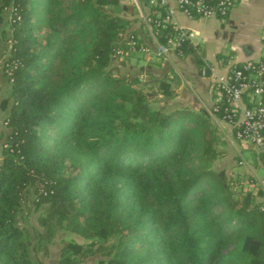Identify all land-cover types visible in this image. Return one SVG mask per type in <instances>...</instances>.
Returning a JSON list of instances; mask_svg holds the SVG:
<instances>
[{"label": "trees", "instance_id": "1", "mask_svg": "<svg viewBox=\"0 0 264 264\" xmlns=\"http://www.w3.org/2000/svg\"><path fill=\"white\" fill-rule=\"evenodd\" d=\"M119 5L0 0V264H44L57 232L83 241L54 264H264V191L213 169V118L172 104L165 77L120 74L116 50L140 34ZM175 55L203 64L189 42ZM231 109L223 94L212 113L225 122ZM31 198L39 227L22 224Z\"/></svg>", "mask_w": 264, "mask_h": 264}, {"label": "crops", "instance_id": "2", "mask_svg": "<svg viewBox=\"0 0 264 264\" xmlns=\"http://www.w3.org/2000/svg\"><path fill=\"white\" fill-rule=\"evenodd\" d=\"M127 0H122L126 6ZM177 22L190 34V42L198 48L200 59L195 56L179 58L172 54L169 58H147L140 61L139 69L145 80L151 78L152 84L163 79L171 84L174 103L183 102L195 111L211 110L220 101L221 96L216 91L213 79L227 76L231 70L247 62L258 61L264 53V0H236L231 14L226 19H189L178 14ZM140 27L137 24L136 29ZM158 58V57H157ZM203 69L207 76L202 75ZM179 105V104H178ZM5 120L2 116L0 120ZM0 123V158L3 157L2 144L6 134V127ZM225 128L233 133L227 123ZM243 146V145H242ZM241 151L252 153L253 163L248 164L256 171L263 163L262 157L250 145L240 147ZM242 154V153H241ZM264 164V163H263ZM264 188V180H260Z\"/></svg>", "mask_w": 264, "mask_h": 264}, {"label": "built area", "instance_id": "3", "mask_svg": "<svg viewBox=\"0 0 264 264\" xmlns=\"http://www.w3.org/2000/svg\"><path fill=\"white\" fill-rule=\"evenodd\" d=\"M235 4L236 0H136L138 18L148 39L132 37L116 50L115 56L154 54L169 58L182 43H191L188 30L177 22L178 14L189 19H226ZM153 8L161 9V14L156 16ZM169 27L172 34L161 42V34ZM202 75L207 76L206 69ZM212 85L221 97L226 95L232 108L225 123L232 127L234 139L252 146L264 159V53L261 60L234 67L229 77L214 78Z\"/></svg>", "mask_w": 264, "mask_h": 264}, {"label": "rangeland", "instance_id": "4", "mask_svg": "<svg viewBox=\"0 0 264 264\" xmlns=\"http://www.w3.org/2000/svg\"><path fill=\"white\" fill-rule=\"evenodd\" d=\"M124 4V3H123ZM125 5L128 8H133V12L131 14L133 19L138 18V9L136 6V0H127ZM129 11V10H128ZM126 15L129 16L130 11L127 13H125ZM129 19H131V17H128ZM132 20V19H131ZM137 24H140V27H138L139 29V37L140 38H146L147 37V32L144 29L141 28L143 26V24H141L140 21H138L137 23H135L134 25V29L136 28ZM4 44V42H3ZM3 44H1V52H0V69H3L4 64L7 61V58L9 57V52L7 53L4 48H3ZM154 58L159 59V57L157 58L154 54H148V55H137V54H129L126 55L124 57H120L117 58L116 60V64L121 67L120 68V74L121 75H127V74H133L135 76L140 77L143 82L146 85H149L148 83H152L151 80H153L152 78L149 79L148 81H146L144 78V76H142L141 73L138 74L137 71H139V69L137 68V65L140 64V61L146 60L147 58ZM10 87L9 84L7 83V79L5 77H3V79L1 80V84H0V119L2 118V116H4L6 118V116L9 114V108L4 110L2 108V103L4 100H6L9 97L8 91H9ZM154 89H156V87H154ZM153 92V91H151ZM152 97H158L157 95H152ZM163 97H160L159 99L161 100ZM171 103H174V100L171 101ZM175 105H181L183 107H188L185 105H182L183 102H178L174 103ZM197 112V111H196ZM207 113L208 116H211L213 118V129H218L217 133L218 136L220 138V142L217 143V149L224 153L222 155H220L212 164L213 169L216 172H225L227 173L228 177H232V174L234 173L235 177L238 178L240 176H243L245 179V188L243 190H249L252 192L258 193L259 190H263L264 188L262 187L260 180H264V164L262 163V165L260 164L257 171H256V176L253 172V169L248 166L247 162L249 164L253 163L255 160L253 159L252 153L250 151H241L240 147H243L242 144H240L238 141H236L234 139L233 133H231L228 129L225 128V122H220L219 120H217L214 116L211 110H207L205 111ZM197 114V113H196ZM3 122L2 124H4V126L6 127V134L9 135L10 130L7 128V124H6V119L5 120H0V123ZM7 139L8 136H5L4 142L2 144V149L4 150L5 147L7 146ZM242 153V154H241ZM2 158H0V163L2 161ZM255 182V183H254ZM257 182V185H255ZM260 186V187H259ZM31 200L30 199L29 202H27V205L25 207V220L22 222V224L24 226L27 227H34L35 225H37V218H38V214H36L34 212V209L32 207L31 204ZM261 202H263V198L259 199ZM264 207V206H263ZM39 227V226H38ZM43 232H45V230H43ZM76 241V242H80L82 243V239L78 238L77 236L73 235V234H64V233H60L57 232L53 238V241L51 243V245L48 247L49 250V257L44 258V254L43 251L41 250L40 254H39V258L42 259L44 261V264H54L57 260L58 257L60 255V249L63 246L64 243L66 242H70V241ZM33 256H35V253H33ZM35 258H37V256H35ZM96 259H90L89 262H94ZM34 262L36 264L37 261L34 260Z\"/></svg>", "mask_w": 264, "mask_h": 264}, {"label": "water", "instance_id": "5", "mask_svg": "<svg viewBox=\"0 0 264 264\" xmlns=\"http://www.w3.org/2000/svg\"><path fill=\"white\" fill-rule=\"evenodd\" d=\"M123 10H129L131 13L133 12V8H128L127 6L119 5L115 7L117 13H121Z\"/></svg>", "mask_w": 264, "mask_h": 264}]
</instances>
